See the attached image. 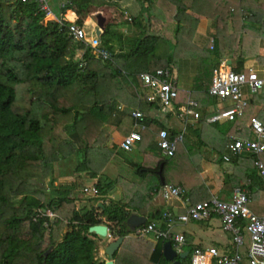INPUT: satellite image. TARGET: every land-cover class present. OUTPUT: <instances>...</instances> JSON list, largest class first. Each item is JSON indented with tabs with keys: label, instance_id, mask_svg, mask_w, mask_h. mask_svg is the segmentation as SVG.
<instances>
[{
	"label": "trees",
	"instance_id": "trees-1",
	"mask_svg": "<svg viewBox=\"0 0 264 264\" xmlns=\"http://www.w3.org/2000/svg\"><path fill=\"white\" fill-rule=\"evenodd\" d=\"M59 1L63 4V12L71 9L76 14L79 27L93 9L123 8L121 0ZM128 1L135 3L133 8H123L135 38H123V43L131 46V52L120 59L114 56L115 40H111L113 34L105 22L103 34L98 38L100 47L106 49L111 60L103 61L85 43L69 36L68 22H46L34 1L0 0V264H104L98 255L102 238L88 230L102 224L107 227L105 222L114 225L107 227L112 238H123L119 248L121 253L125 255L140 248L143 239L128 238L130 232L125 226L128 210L137 209L142 198L140 193L128 189L118 201L102 204L104 209L88 205L78 211L74 204L79 200L77 193L73 194L75 185L69 182L54 185L57 182L54 163L69 161L75 153L78 156L73 171L75 178L86 173L91 180L97 178L98 172L88 162L89 151L105 148L108 139L104 127L108 124L125 134L130 125L133 126L132 113L136 110L144 115V129L138 130L140 150L145 156H159L156 135L164 126L155 114H144L151 110L156 113L160 108L159 101H138L134 91L135 88L141 91L140 75L150 73V62L159 64L158 68L172 70L170 66L174 60L164 39L170 37L164 29L169 26L165 24L167 20L173 21L175 43L183 21H197L188 12L213 21L216 36L208 48L212 59L198 61L194 77L198 90L206 93L213 72L226 53L230 57L236 54L233 49L236 38L242 43L240 34L253 36L260 29L264 31V19L260 24L257 20L259 14L264 17V7L263 3L258 6L257 0ZM229 20L233 24L230 35L226 33ZM257 24L259 27L254 29ZM257 35L264 37V32ZM124 58L130 63L143 61L145 67L133 73L122 66L121 72L115 64ZM257 61L263 63L258 57ZM236 63L234 71L238 72L241 62ZM100 85L109 86L110 95L107 101L97 103L96 93L100 91L96 89ZM99 94L102 97L103 93ZM259 103H264V99ZM241 123L242 120L227 123L210 133L209 128L215 129L217 125L210 126L206 117L200 118L197 127L190 129L195 144L184 135L172 158L157 159L156 169L163 165L164 182L170 183L165 178L166 170L171 161H179L180 155L182 163L186 164L174 185L179 184L186 191L200 186V149L209 147V142L218 138L226 142L228 135L235 134ZM48 149L53 153L47 154ZM248 159L253 163L252 157ZM141 168L139 165L137 169ZM194 178L197 182H193ZM96 181L99 194L112 192L110 186L105 190L102 179ZM98 201L103 200L96 197L90 200L95 204ZM261 206L264 208V200L255 201L252 209ZM151 223L147 220L141 227ZM65 228L67 230L63 232ZM161 241L158 240L147 261L143 259L145 249L138 251V262L168 264L161 253ZM181 263L190 264V256Z\"/></svg>",
	"mask_w": 264,
	"mask_h": 264
},
{
	"label": "crops",
	"instance_id": "crops-1",
	"mask_svg": "<svg viewBox=\"0 0 264 264\" xmlns=\"http://www.w3.org/2000/svg\"><path fill=\"white\" fill-rule=\"evenodd\" d=\"M263 3L264 7V0H257V5L260 6ZM49 4L51 7V10L53 12V15L56 19H60V17H64L67 22H75L77 20L76 14L71 10L67 9L64 12L61 10L63 7V4L59 0H49ZM71 13L69 15V18L67 17V13ZM196 16H198L196 14ZM192 16V18L196 19L197 21L191 22V20H186L185 22H189L188 27L184 26V24L181 27V32L179 34H182L181 39L178 37V41L176 45L181 51H186L188 48V45H192L194 47V51H198L199 49L204 48L206 45H204V40H207V42L210 40L212 42L215 32H214V26L213 21L210 19V27H204L206 25L200 26L199 23V17L203 16ZM206 18V17H205ZM263 15H258V22L259 24L263 23ZM105 20V19H104ZM107 22V20H106ZM128 19H123L122 22H113L108 23L110 25V31L113 34V40H115V44L113 45V54L114 56H117V59L123 58V56H127L129 52H131L130 45H125L123 43V38H135L134 32H131L132 29H130V26L128 25ZM105 23V22H104ZM259 24L255 26L254 29H257L259 27ZM199 26V27H198ZM84 30H87V26H82ZM198 27V28H197ZM87 28V29H86ZM187 28L188 37L187 40L184 42L183 35L184 30ZM204 28V30H203ZM233 24L229 20L227 23V34L230 35L233 33ZM104 30V29H103ZM96 32V31H95ZM254 32V31H253ZM263 29H260L259 32H254L255 35H249L246 33H242L239 35L240 38H242V43L239 41L238 37L236 38V44L233 47L234 50H236V54L232 57H230L227 53L225 55V58L221 60L220 64L223 62L226 63L227 67H230L231 69H235L237 67L236 62L240 63V71H248L249 69L255 70L260 76L264 77V37L258 36V33H263ZM87 34V33H86ZM226 34V35H227ZM221 36V34H219ZM94 35H92L93 37ZM91 37V38H92ZM122 38V39H121ZM209 39V40H208ZM209 42V44H210ZM187 44V45H186ZM212 44V43H211ZM227 44H230L228 42ZM187 46V48H185ZM211 46V45H210ZM211 48V47H210ZM227 48V47H226ZM257 57L263 60V63H259L257 61ZM174 60L173 65H171L172 73L176 82V86L178 89L177 99L175 100L173 109L171 111L169 110L166 115L161 116L158 119V122L164 126V129H168L169 131L177 132L180 129H182L183 124L177 119L176 113L177 109L180 106H183L186 104V102L189 99H193L198 103V112L200 113V118L206 117L208 118L210 115H215L218 111L229 107L231 103L229 102H221L213 97H210L206 92H200L201 90H198V84H194V77L196 75V67L198 63H194L193 60L197 58H187L183 55L174 56L172 57ZM119 62L123 67L128 68L130 72H136V71H142L145 67L143 61H136V62H127V60L124 58V60H119ZM190 62L194 63L191 64ZM230 62V64H227ZM150 62L148 65V71L151 72L154 71L159 67V64ZM219 64V65H220ZM146 72V71H145ZM141 83V81H140ZM104 88V89H102ZM101 90L104 97V101H107L110 92H109V86L102 87ZM138 101H146L145 99L151 94L150 91L143 90V88H135L134 91ZM258 98L253 99L251 102L248 103V105L244 108L243 115L239 118H237L234 122L241 121L242 125H238L236 127L235 134L228 135V138L226 142H222L220 138L215 139L214 141H211L212 145L209 147H202L200 149L201 154V160L199 162V175L198 178L202 182L200 186L195 187L194 189L186 191L183 187H181L179 184L174 185L177 183L180 178V172L184 169V165L186 162L182 163V159H180L179 155V161L175 159V161H171L166 173L165 178L170 183L166 184L161 176L163 165L160 164L158 170L156 169L157 159H170L165 158L160 150H159V156H145L142 151L140 150V147L138 144L135 145L134 149L131 154L135 153L137 154V157L135 158L136 162L135 166L129 165L130 168H136L135 173L138 176L137 181H130V185L132 186H143V193L141 195V199L139 200V203L137 205V209H131L128 210L129 213H135L137 216L142 217L145 219L144 222L151 221L152 223H155L159 227L165 228V225L161 221V215L164 212H169L174 216L181 215L187 211V208L191 207L193 204H196L201 201L209 200L211 197H215L220 201H231L233 192L235 189L239 188L242 191L249 194L250 197V204L249 208L250 210L256 214V215H263L264 214V208L259 207L252 209V206L255 201L258 200H264V187H262V184L258 178V174L254 165V162L256 160V157L252 155L251 153L247 152H240L237 154H232L230 151L226 149V144L232 137H239V138H249L252 139L253 136L251 132L247 129V121L248 118L251 116L257 115L261 116L260 113V105ZM145 103H148L147 101ZM264 104V103H262ZM177 105V106H176ZM248 109H252L253 113L248 115L247 111ZM155 111V110H154ZM153 110L149 111L148 113H144L148 116H153L154 113ZM152 119V118H151ZM207 123V122H206ZM227 123L232 122H217L211 125H217V128L211 129L209 128L210 133L220 130L223 125ZM198 125V121L193 123L192 125H188L186 129V134L190 135V129L195 128ZM134 127L130 125L129 130L125 132V134L118 132L117 130H114V128H111V137L112 139L116 140L118 139L119 143L121 142L122 138L127 135L129 131H132ZM190 139L191 143L195 144V138L193 137V140ZM119 143L117 144V150L119 152H122L119 150ZM157 145V144H156ZM215 146V148H213ZM158 147V146H157ZM107 149L108 153L106 155V160L102 159L103 153L99 155V151L103 152ZM159 149V148H158ZM117 151V152H118ZM113 153L109 152V149L107 147L95 149L93 151H89L88 156L93 157L91 160L94 165L102 166L101 169L97 170L93 167V170L98 172V176L95 179H92L91 181H96L101 172L103 171L104 167L107 165L108 159L110 155ZM224 157H227V160H224ZM252 157L253 163L248 158ZM261 160L264 161V155H262ZM142 166L140 170L137 168ZM82 176V175H79ZM78 178V177H77ZM76 178V179H77ZM75 177L71 178L69 183L71 181H74ZM88 182V181H87ZM193 182H197V180L194 178ZM157 183L160 184V186H157ZM117 184V183H116ZM164 185H173L176 187H180L184 191V196L182 199H171L169 201L163 200L158 194L157 191L160 187ZM117 187V190H112V192L108 193V195L114 197L115 193H118L117 195L122 196L123 193L125 195L126 190L128 188L125 186V188L120 187L118 185H115ZM136 192V191H135ZM121 194V195H120ZM132 193H129L131 195ZM106 195V194H105ZM102 195L103 198H106L105 201H102V204H107L109 202V199L107 196ZM118 198V199H119ZM101 208V207H100ZM141 211V212H140ZM101 221L104 223V218L101 219ZM142 222V224L144 223ZM104 224H107V227H114L111 223L105 222ZM103 225V224H102ZM105 226V225H104ZM141 227V226H139ZM137 227V228H139ZM127 230L130 232V234L127 236L128 238H137L140 239V237H136L134 235V229L133 231L129 230L128 227H126ZM172 231L175 233L182 234L185 238L186 245L183 247L182 252L180 249H178L175 244H172L173 250L176 252L177 255L183 254L185 252H188V255L190 256V252L195 247H200L204 250H213L217 251L219 253L222 252H231L233 250L231 237L229 234L225 233L221 228V223L219 218L212 217L207 222H188L187 224H179L175 223L172 227ZM108 234H110V231L108 229ZM244 242L245 246L244 248L240 250V253L244 254L249 249V237L247 234L244 233ZM107 243L111 241L112 237H105ZM142 239V238H141ZM158 242V239H156L153 235H148L146 237H143V244L140 248H136L135 251H128V253L124 252L121 253V250H118L119 253L115 259H113L114 264H126L128 259L136 260L138 259L139 255L137 254L138 251L145 249L144 252L146 253L144 260H148L151 258L153 250ZM161 253H162V247L165 242L168 241H161ZM180 250V251H179ZM100 252L99 254H101ZM187 255V256H188ZM101 256V255H100ZM163 256V254H162ZM186 256V257H187ZM127 257V259H126ZM140 258V257H139ZM178 259V258H177ZM107 259H105L106 261ZM182 260V259H181ZM168 262V261H167ZM168 264H170L168 262ZM243 264H247L244 262Z\"/></svg>",
	"mask_w": 264,
	"mask_h": 264
},
{
	"label": "built area",
	"instance_id": "built-area-1",
	"mask_svg": "<svg viewBox=\"0 0 264 264\" xmlns=\"http://www.w3.org/2000/svg\"><path fill=\"white\" fill-rule=\"evenodd\" d=\"M34 1L37 9L44 15L46 22H67L64 17L56 19L51 10L49 0H20L21 3ZM97 30V29H96ZM95 30V31H96ZM88 39L83 27H79L75 22H69L68 34L76 41L85 43L93 54L103 61H110L111 57L106 49L100 47L99 36L95 35ZM140 81L144 90L150 91V95L145 99L148 103L159 101L160 108L155 113L159 119L166 115L173 102L177 99L178 89L172 70L158 68L150 73L140 75ZM208 94L221 102L231 103L218 111L215 115L206 118L209 124L217 122H234L243 115L244 108L253 99H264V77L260 76L255 70L234 71L227 67L226 63L220 64L213 72L211 85ZM198 103L189 99L185 105L178 107L176 117L183 124L182 129L172 134L168 129H160L156 135V144L165 158H172L178 145L182 142L188 125H192L200 119ZM261 116H251L247 121V129L253 135L252 139L232 137L226 144V149L232 154L240 152L251 153L256 157L254 162L258 178L264 187V104L260 105ZM134 129L125 135L119 143V150L130 153L135 145L141 141L138 130H143L144 115L140 111L132 113ZM227 160V157H224ZM83 193L98 196L95 187L84 188ZM157 194L165 201L171 199H182L184 191L180 187L164 185L160 187ZM249 194L237 188L233 192L231 201H220L215 197L201 201L187 208L181 215L174 216L169 212L161 215V221L165 228L151 223L145 227L136 228L133 232L136 237H146L153 235L158 240L168 241L181 250L186 245L182 234L172 231L175 223L187 224L188 222H207L212 217L220 220L222 230L229 234L233 250L231 252H215L195 247L191 251L190 264H264V214L256 215L250 208ZM52 216L50 212L46 213ZM244 233L249 237V249L246 253H240L245 246ZM179 250V251H180Z\"/></svg>",
	"mask_w": 264,
	"mask_h": 264
},
{
	"label": "rangeland",
	"instance_id": "rangeland-1",
	"mask_svg": "<svg viewBox=\"0 0 264 264\" xmlns=\"http://www.w3.org/2000/svg\"><path fill=\"white\" fill-rule=\"evenodd\" d=\"M134 4L135 3H129L128 0H121L120 2V5L121 7L125 8L127 6H129V8H133L134 7ZM117 9V8H113V7H109V8H101V9H93V11L86 17V19H84L83 21V25H86L87 26V30H85V32L87 33V38L90 39L93 35V31H95L96 29H98V26H97V19H96V16L97 15H100L102 18L105 19V22L107 20L108 23H113V22H122L123 19H125L126 17L128 18V15L127 13H125L124 9ZM189 15L191 16H196V14L194 12H188ZM198 17V16H196ZM199 23H200V26L203 27L202 25H206L204 27H210V19L209 18H205V17H199ZM186 21V20H185ZM184 22V26L188 27L190 26L189 25V22ZM173 21H170V20H167L165 22L166 25L169 24L168 27H165L164 26V29L167 30L166 31V35H169L170 37L168 38H164L166 40V42L169 44V48H170V55H171V58L174 57V56H179V55H183L187 58H197L195 60H193V62L195 63H198V61H202V59L204 58H208V59H212V56L210 53V51H208V48L211 47L210 45H212L210 42V40L207 42V40H204V45H206L204 48L202 49H199L198 51H194V47L192 45H188V48L187 46L185 48H187L186 51H181L182 48L180 49L179 45L177 46L176 43H175V38L173 36V27H171ZM199 27V26H198ZM197 27V28H198ZM204 30V28H203ZM187 31V28L184 30V42L187 40V35H188V32ZM233 31V29H232ZM173 36V37H172ZM181 36L182 34H178L177 37H180L181 39ZM113 41V37L111 39ZM210 42V44H209ZM187 45V44H186ZM208 54V55H206ZM78 56V55H77ZM191 64H194L192 62H190ZM115 67L118 68L121 72L123 70V67L122 65L117 62L115 64ZM104 87L103 85H100L97 87L96 91H100V92H97L96 93V98L95 100L98 102H103L104 101V98L100 96L99 93H102L103 90H101V88ZM107 87V85L105 86ZM104 89V88H102ZM253 113V110L252 109H248L247 111V114L250 115ZM110 121V120H109ZM109 123V122H108ZM107 123V124H108ZM106 128V129H105ZM111 128H114L113 126H111L110 124H108L107 126L104 127V131H105V136L106 138L108 139L107 140V143H106V146L108 149H109V152L113 153L112 155H110L109 159H108V162H107V165L104 167L103 171H100L101 174L99 176L100 179H102V184L104 185L105 187V190L106 188H108L109 186L111 188H113L114 190H117V187H115V185H118L120 187H123L125 188V186L131 191V192H134L136 191L137 193H140V195H142L143 193V186L142 187H139V186H132L130 185V181L133 180V181H137L138 180V176L137 174L135 173L136 171V168H130V164L136 162L135 158L137 157V154L133 153H124V152H119L117 150V144L119 143L118 139L114 140L112 139L111 137ZM115 130V128H114ZM104 135V134H103ZM188 135V134H187ZM191 135V134H190ZM186 139L190 141L191 139V136H186ZM193 140V137L192 139ZM196 140V139H195ZM210 146L212 145L211 142H209ZM102 152L99 151V155H101V153H103L104 155H102V159H107L106 158V155L108 153L107 149L103 152V150H101ZM118 151V152H117ZM53 151L51 149H48L47 150V154H52ZM88 162L93 165V162H92V158L93 157H90L88 156ZM75 159V160H74ZM78 161V156H76V154H72L70 157H69V161L68 160H60V162H55L54 163V172H55V177L57 178V182L54 183L55 186H59L65 182H68L70 181L71 178L75 177V175L73 174V171H74V166H75V163ZM53 164V162H52ZM94 168H96L97 170L101 169L102 166H99V165H94ZM83 172V171H82ZM74 175V176H73ZM89 177V174L86 173L82 176H78V178L75 180V181H71L70 183L74 184L76 189L75 191H73V194L77 193V196L79 197V200H77V202H75V209L80 211L83 207L85 206H88V205H94V207L97 209V208H100L97 206L98 203H102V201H98L96 204L95 203H91L90 200H93L95 198V196H92L91 194H85L83 193V189L84 188H92V187H95L97 181H91ZM88 181V182H87ZM117 183V184H116ZM46 184V183H45ZM111 192V191H110ZM109 192V193H110ZM118 194V193H116ZM121 195V194H120ZM99 196V197H98ZM98 196L96 197V199H102L103 201L106 200V198H103L102 194H99L98 193ZM107 196V198L109 199V201L111 200H114L115 202L118 201V199H113V196L111 198L110 195H105ZM52 214V213H51ZM49 215V214H48ZM50 217V216H49ZM53 217V215L51 216ZM67 229L65 228L63 232H65ZM141 239V238H140ZM143 239V238H142ZM107 245V241L105 238H102V241L99 245V252H98V255L100 256V258H102V260L105 261V259H107V257L105 258L104 256V248L105 246ZM100 252H102L101 254H99ZM126 264H140V262H138V260H131V259H128Z\"/></svg>",
	"mask_w": 264,
	"mask_h": 264
},
{
	"label": "water",
	"instance_id": "water-1",
	"mask_svg": "<svg viewBox=\"0 0 264 264\" xmlns=\"http://www.w3.org/2000/svg\"><path fill=\"white\" fill-rule=\"evenodd\" d=\"M96 19H97L98 29L96 30L95 35L100 36L103 34L105 20L100 15H97ZM227 64H230V62H228ZM118 198L119 196L115 193L113 199H118ZM97 206L104 209L101 202L98 203ZM127 214L128 217L125 221V226L128 227V229L131 231L141 226L142 222L145 221L144 218L137 216V214L135 213H127ZM88 232L93 233L101 238L112 237L111 235L108 234V228L104 225L92 226L89 228ZM122 242H123V238L117 237L115 239L112 238L111 241L107 243L103 252L104 255L107 257V260L104 261V264H114L113 255L119 250ZM49 250L47 251V253L49 252ZM162 254L164 259L168 261L170 264H182L181 259H184L188 255V252L177 255L176 252L173 250L171 243L165 242L162 247Z\"/></svg>",
	"mask_w": 264,
	"mask_h": 264
},
{
	"label": "bare ground",
	"instance_id": "bare-ground-1",
	"mask_svg": "<svg viewBox=\"0 0 264 264\" xmlns=\"http://www.w3.org/2000/svg\"><path fill=\"white\" fill-rule=\"evenodd\" d=\"M67 17L69 18V15Z\"/></svg>",
	"mask_w": 264,
	"mask_h": 264
}]
</instances>
